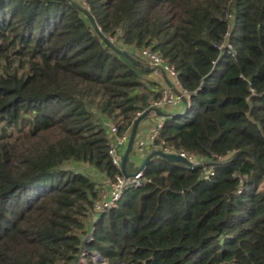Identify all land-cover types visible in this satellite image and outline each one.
<instances>
[{"label": "trees", "instance_id": "1", "mask_svg": "<svg viewBox=\"0 0 264 264\" xmlns=\"http://www.w3.org/2000/svg\"><path fill=\"white\" fill-rule=\"evenodd\" d=\"M82 1L0 0V264H264V0ZM142 48L189 94L150 154L203 161L153 156L81 263L99 188L81 167L113 180L106 124L130 134L159 95ZM133 146L127 176L150 155Z\"/></svg>", "mask_w": 264, "mask_h": 264}, {"label": "built area", "instance_id": "2", "mask_svg": "<svg viewBox=\"0 0 264 264\" xmlns=\"http://www.w3.org/2000/svg\"><path fill=\"white\" fill-rule=\"evenodd\" d=\"M82 4L83 1L79 0ZM136 52L152 67L154 70L163 75L166 81V87L159 91L157 98L151 99L148 102L147 110H166L183 108L187 105L188 92L181 88L180 83L177 80V74L175 69L169 65L158 53L151 51L147 48L136 50ZM137 117L141 116V113L136 114ZM163 117L157 119L155 125L150 132L141 140L135 143L138 150L147 147H153L154 142L157 140L159 131L162 126ZM107 132L114 136L113 140H110L108 144L107 154L110 158L111 164L118 170V174L114 176L113 180L108 181L106 185H101L98 188V198L92 205V216L98 217L108 209H111L119 201L122 193L129 187L137 186L140 183L141 171H137L132 175H124L122 171L121 161L124 151L126 149L129 132L124 133L121 136H117V128L113 125H106ZM155 151H160L168 155H177L185 159L191 166H199L203 159L199 158L193 153L185 152L182 150H175L172 146H167L164 142L156 148ZM90 240V236L83 242L82 252L79 255V262L83 263L85 259L86 249L84 244ZM97 256L93 254V260L96 264ZM104 264V263H97Z\"/></svg>", "mask_w": 264, "mask_h": 264}, {"label": "crops", "instance_id": "3", "mask_svg": "<svg viewBox=\"0 0 264 264\" xmlns=\"http://www.w3.org/2000/svg\"><path fill=\"white\" fill-rule=\"evenodd\" d=\"M148 70L149 71H147V74L142 75L143 81L146 82L148 92H150L151 94L156 93V92L159 93V91L161 90V85L162 84L166 85V81L164 80L163 75L161 76V74L158 72V70H154L150 66H149ZM181 109L182 108L180 107L177 109L176 108L175 109H169V111L181 110ZM153 117H155L156 120L155 119H143L140 122V124L138 126V130H137L136 135H135V143L138 140H141L144 137H146V135L150 132V130L155 125L157 119L161 118V117H158L154 114H153ZM106 125H109V123H107ZM108 138L110 140H113L114 136H112L108 133ZM135 143L133 146V153L130 155L131 156L130 161L133 163L134 166H137L141 160H144L145 157L153 151V147H147V148H143L141 150H137ZM84 168H81V169L88 172L89 175L97 182L98 185H101L102 183H104L103 185H106L107 182L109 181L103 175L96 172L95 170L88 168V167H85V166H84ZM96 218H97L96 216H92V215L88 218V223H87V227H86L87 235H89V233L91 232L92 222H94V220Z\"/></svg>", "mask_w": 264, "mask_h": 264}, {"label": "water", "instance_id": "4", "mask_svg": "<svg viewBox=\"0 0 264 264\" xmlns=\"http://www.w3.org/2000/svg\"><path fill=\"white\" fill-rule=\"evenodd\" d=\"M149 71V70H147ZM150 113H153L154 115L158 116V117H163L164 113H162L161 111L159 110H146L141 116H139L136 120H135V123H134V126L131 130V133L129 135V139H128V143H127V146H126V149L124 151V154L122 156V161H121V166H122V171L124 172V166H125V163H126V160H127V157H128V154L134 144V140H135V135H136V131L138 130V125L139 123L141 122V120L148 114ZM153 156H159V157H162L170 162H180V163H183V164H187L189 166H191L185 159L177 156V155H168V154H164L160 151H154L152 154H150L146 160L144 161V163L142 164V166L139 168L138 171H141L145 164L153 157ZM193 167V166H191ZM97 256V259H96V263H104L105 260L103 258H101L98 254H96Z\"/></svg>", "mask_w": 264, "mask_h": 264}, {"label": "rangeland", "instance_id": "5", "mask_svg": "<svg viewBox=\"0 0 264 264\" xmlns=\"http://www.w3.org/2000/svg\"><path fill=\"white\" fill-rule=\"evenodd\" d=\"M166 87V85L165 84H162L161 85V89H164ZM168 112H169V109H166ZM162 111H164V110H162ZM145 119H155V117H153V114L152 113H150L149 115H147L146 116V118ZM156 120V119H155ZM138 150V149H137ZM132 153H133V151H132ZM131 153V154H132ZM131 158V156H129V159ZM144 160H141L140 161V163L137 165V166H140V164H142V162H143ZM73 167V166H72ZM79 169H80V167H78ZM82 168V167H81ZM84 168V167H83ZM85 169V168H84ZM83 170V169H82ZM104 183H102L101 185H103ZM101 185H99V187L101 186ZM89 235H87V236H84V237H82V240H83V242L87 239V237H88ZM94 255L96 254V253H93ZM97 264V263H96Z\"/></svg>", "mask_w": 264, "mask_h": 264}]
</instances>
